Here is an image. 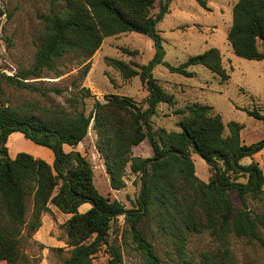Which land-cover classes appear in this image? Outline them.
<instances>
[{"label":"trees","instance_id":"obj_1","mask_svg":"<svg viewBox=\"0 0 264 264\" xmlns=\"http://www.w3.org/2000/svg\"><path fill=\"white\" fill-rule=\"evenodd\" d=\"M157 0H64L57 12L39 17L40 44L28 69L13 76L0 74L2 81L16 88L60 93L58 89L40 88L30 79H40L55 72L57 62L69 54H81L87 62L101 47L105 38L134 32L152 41L154 54L145 65L107 58V65L124 80L138 78L146 97L141 103L120 95H106L95 101L88 115L69 113L60 107L38 105L5 106L0 103V261L7 264H29L20 251V239L26 232L35 234L41 218L50 207L69 215L63 223L65 244L70 255L62 264H93L94 256L104 245L108 247L110 223L124 216L133 240L145 251L152 264H159L153 246L141 234L139 226L151 220L156 231L166 239L182 264H236L229 248L230 236L257 242L264 248L260 230L264 213L250 210L247 201H261L264 195V172L257 163L242 165L264 148V138L251 145L240 139L242 127L234 122L224 124L209 106L193 103L175 113L182 117L178 131L153 130L151 119L158 104H175L152 77L155 66L163 64L171 73L191 77L186 68L201 65L224 82L228 75L215 48L191 56L178 67L163 62L164 51L156 25L168 13L171 0H162L159 10L151 14ZM202 7L203 0H196ZM227 41L235 56L250 60L264 59V0H237L232 7ZM128 56L137 51L122 50ZM89 70L84 67L83 74ZM1 94V88H0ZM249 116L264 121L258 111ZM96 135L95 148L103 161L111 190L125 187L126 168L140 180L135 206L126 209L117 200L102 196L94 186L91 164L79 152H65L67 145L77 146L87 135L89 126ZM19 132L26 140L49 149L54 160H44L26 153L9 158L8 136ZM147 141L151 156L132 155V149ZM190 151L208 165V182L194 175ZM243 178L245 182H238ZM237 199L235 204L230 194ZM31 206L26 221L27 205ZM88 204L85 212L79 208ZM206 232L217 243L199 254L197 263L186 258L191 236ZM115 262L119 254L110 246Z\"/></svg>","mask_w":264,"mask_h":264},{"label":"rangeland","instance_id":"obj_2","mask_svg":"<svg viewBox=\"0 0 264 264\" xmlns=\"http://www.w3.org/2000/svg\"><path fill=\"white\" fill-rule=\"evenodd\" d=\"M203 1L205 8L196 0L169 2L168 13L156 25L164 51L163 62L178 67L189 57L215 48L219 51L228 78L222 82L201 65L186 68L192 74L191 77L171 73L163 64L155 66L152 77L167 94L173 96L175 104L157 105L156 114L151 119L152 129L178 131L177 124L182 116L175 112L198 103L211 107L213 113L220 115L225 126L224 136L228 134L227 124L234 122L242 127V144H255L264 138V121L249 116L247 111L256 110L264 116V59L250 61L239 58L234 55L228 44L227 31L231 25L232 7L237 0ZM162 2H155L152 15L158 12ZM63 6L64 0H0V74L13 76L18 70L30 67L35 50L40 44L42 25L39 17L51 11L57 12ZM123 49L136 50L138 53L131 57L123 53ZM153 54L152 41L144 35L128 32L107 37L87 62L83 61L79 53L69 54L58 60L56 74L46 72L43 78L28 80L40 88L58 89L60 93L43 94L16 88L2 81L0 103L13 107L28 104L45 108L60 107L69 113L83 112L85 115L91 112L95 101L103 102L106 95L125 96L141 103L146 97V92L139 79L136 77L124 80L115 69L107 65L106 59L145 65ZM87 64L89 70L83 74ZM95 143L96 135L90 125L84 140L72 149L91 164L94 186L102 196L117 200L126 209L132 208L140 192L139 177L132 174L127 167L125 187L118 191L111 190ZM21 144L22 142L19 143L20 146ZM40 148L49 150L41 146ZM65 150L69 148L65 147ZM132 155L150 157L151 150L147 141L134 147ZM189 156L194 166V175L199 180L208 182L211 175L208 165L193 151H190ZM251 162L257 163L264 172V148L240 161L242 165ZM238 182L243 183L245 180L241 178ZM230 197L238 204L234 193H231ZM247 206L254 212L264 213V195L261 201L248 200ZM89 207L84 204L79 208V212H85ZM50 208L54 211L44 214L41 218L43 231L39 241H34V234L29 235L26 232L20 239V251L29 264H39L41 261H44V264H62L70 255L71 248L65 244L66 234L63 228V223L69 215L59 212L55 207ZM30 213L31 206L28 204L26 221L30 219ZM139 229L144 238L152 244L159 264H182V260L178 259L175 253H169L172 248L156 231L153 221L145 219ZM260 233L264 238V228ZM107 239L108 247L111 246L119 254V261L112 263L114 261L108 252L109 248L104 245L94 256L93 264H152L145 251L133 240L124 216H119L110 223ZM229 239V248L236 264H264V248L257 242H248L233 236ZM216 246L217 243L206 232L195 234L188 241L186 258L191 257L194 263H197L201 252Z\"/></svg>","mask_w":264,"mask_h":264},{"label":"crops","instance_id":"obj_3","mask_svg":"<svg viewBox=\"0 0 264 264\" xmlns=\"http://www.w3.org/2000/svg\"><path fill=\"white\" fill-rule=\"evenodd\" d=\"M15 142H18V144H15ZM21 142H22V144L20 146L19 143H21ZM29 143H31V141L30 142H29V140L26 141V139L23 137V135L19 132H14V133L10 134L8 136V139L6 142V147L8 150V156L11 159H14L18 153H27L34 158L44 160L49 165H52L53 160H54V156H53L52 152H50L49 150L48 151L44 150L36 144L31 143L30 144L31 146H29ZM65 147H68L69 150L66 151ZM62 148L65 152L73 151V149L67 145H63ZM142 158H147V156L142 157ZM51 211L53 212L54 210L51 209ZM42 223H43V221H42ZM42 231H43V226H41L38 229V231L36 232V234L33 235L34 241H39V237H40V234L42 235ZM0 264H7V263L5 261H0ZM39 264H44V261H41Z\"/></svg>","mask_w":264,"mask_h":264}]
</instances>
